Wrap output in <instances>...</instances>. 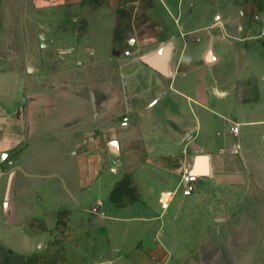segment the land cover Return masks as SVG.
Instances as JSON below:
<instances>
[{
	"label": "crops",
	"instance_id": "1",
	"mask_svg": "<svg viewBox=\"0 0 264 264\" xmlns=\"http://www.w3.org/2000/svg\"><path fill=\"white\" fill-rule=\"evenodd\" d=\"M29 2L32 10L61 12L82 0ZM81 6L89 13L83 38L41 37L42 66L22 70L0 58V232L16 224L32 233L18 225L13 211L19 159L31 158V183H46L53 157L59 160L58 187L70 192L69 203L112 202L116 185L128 174L141 194L157 197V204L159 196L161 203L167 199L171 212L162 218L163 232L146 231L134 260L117 264H177L173 255L181 250L180 239L197 230L199 191L217 177H240L249 155L264 148V54L262 68L228 67L233 54L243 59L255 47L247 24L256 0H102ZM60 23L66 29V19ZM227 40L249 46L238 51ZM170 41L167 77L142 59ZM84 72L92 77L89 83ZM197 156L207 157L209 174H196L194 192L185 196L181 184ZM40 165L42 174L34 175ZM8 172L11 213L6 217ZM167 221L176 222L174 228ZM257 233L245 235L246 256L239 264L256 262L258 246L250 240ZM0 245L20 254L36 251L17 252L1 237Z\"/></svg>",
	"mask_w": 264,
	"mask_h": 264
},
{
	"label": "rangeland",
	"instance_id": "2",
	"mask_svg": "<svg viewBox=\"0 0 264 264\" xmlns=\"http://www.w3.org/2000/svg\"><path fill=\"white\" fill-rule=\"evenodd\" d=\"M91 1L97 4L102 0H82L79 6L70 4L61 12L57 8L51 12L32 10L29 0L0 2V58L22 70L32 68L31 64L42 66L38 55L42 52L41 37L56 42L81 40L88 25L85 16L89 14L83 8L81 11V5ZM256 10H264V0H256ZM64 18L66 29L60 23ZM249 25L250 22L247 28ZM256 29L254 26L253 31ZM227 41L236 44L238 51L249 46L239 40ZM251 45L255 47L247 57L236 59L233 54L228 67L262 68L264 42L254 40ZM56 51L57 47L51 52ZM52 64L58 67L57 61ZM83 76L88 83L92 79L89 73L84 72ZM253 155L255 157L247 158L246 173L234 179L217 177L211 186L199 191L197 196L202 201L196 206L194 228L197 230L195 236L180 239L181 250L173 255L177 264H239L246 256L242 252L244 242L249 241L245 235L256 230L258 235L250 240L258 246L257 259L252 264H264V148L259 147ZM31 161L28 156L19 159L13 211L18 225L34 234L12 224L13 227H4L0 237L4 246L17 252L36 251L20 254L0 245V264L125 263L133 261L138 249L145 244L146 231L163 232L162 218L167 210L171 212L170 207L163 206L161 196L157 204V197L141 194L131 174L116 185L112 202L76 205L69 203L70 192L58 187V158L52 157L49 161L51 170L47 178L50 179L46 183L43 180L31 183ZM37 169L39 173L36 171L34 175H41L42 166ZM10 173L6 176L4 198ZM71 175L74 178V172ZM162 200L168 202L163 197ZM6 202L9 207L6 211L4 206V212L9 217L11 200L5 201V205ZM142 213L149 216L147 220ZM1 218L0 209V221ZM174 223L167 221L166 226L174 228ZM220 232L226 236L220 237ZM206 233L210 236L206 237ZM156 239L159 241L157 234ZM37 243L40 245L36 248Z\"/></svg>",
	"mask_w": 264,
	"mask_h": 264
},
{
	"label": "water",
	"instance_id": "3",
	"mask_svg": "<svg viewBox=\"0 0 264 264\" xmlns=\"http://www.w3.org/2000/svg\"><path fill=\"white\" fill-rule=\"evenodd\" d=\"M172 55H173V42L170 41L159 52L152 55L144 56L142 60L145 64L151 66L152 68L163 74L164 76L169 77L171 75L170 65L172 61ZM209 59H212V56H210ZM191 172L201 176H207L209 174L207 157L197 156L195 158L194 166ZM9 193H10V183L6 192V201H8L9 199ZM5 207L6 209H8L9 207L7 202Z\"/></svg>",
	"mask_w": 264,
	"mask_h": 264
},
{
	"label": "built area",
	"instance_id": "4",
	"mask_svg": "<svg viewBox=\"0 0 264 264\" xmlns=\"http://www.w3.org/2000/svg\"><path fill=\"white\" fill-rule=\"evenodd\" d=\"M250 25L247 28V37L252 40H262L264 42V10H256L253 12L249 19ZM254 26L257 27L255 31ZM259 28V30H258ZM258 31V33H257ZM128 118L125 119L127 121ZM239 126L233 128V132L237 133ZM198 181V176L192 172H188L182 181V190L185 196H190L194 192V186ZM163 202V206L167 207V204Z\"/></svg>",
	"mask_w": 264,
	"mask_h": 264
}]
</instances>
